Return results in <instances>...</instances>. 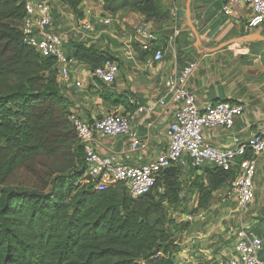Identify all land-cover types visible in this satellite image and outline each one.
I'll list each match as a JSON object with an SVG mask.
<instances>
[{
	"label": "trees",
	"instance_id": "16d2710c",
	"mask_svg": "<svg viewBox=\"0 0 264 264\" xmlns=\"http://www.w3.org/2000/svg\"><path fill=\"white\" fill-rule=\"evenodd\" d=\"M59 1L82 16L84 0ZM103 2L113 14L130 10L157 22L169 16L163 0ZM25 15V1L0 0V264H188L175 261L173 231L188 224L169 216V206L187 199L183 167L163 170L155 189L139 197L121 182L102 191L83 183L85 152L56 59L23 41ZM66 52L92 70L116 61L78 41ZM234 177L208 166L188 191H197L198 208L206 209Z\"/></svg>",
	"mask_w": 264,
	"mask_h": 264
},
{
	"label": "crops",
	"instance_id": "0c3cea01",
	"mask_svg": "<svg viewBox=\"0 0 264 264\" xmlns=\"http://www.w3.org/2000/svg\"><path fill=\"white\" fill-rule=\"evenodd\" d=\"M163 3L169 16L157 22L130 10L113 14L104 9L103 0H84L80 5L82 16L78 17L66 4L54 0V26L65 36L66 51L69 42L78 41L108 50L116 58L119 72L112 85L91 82L92 69L78 61L70 67V80L59 83L70 101L71 112L77 111L89 120L110 112L129 116L139 148L133 149L128 134H97L92 142L100 154L112 155L122 164H151L168 148L167 128L175 106L165 82L177 78L190 64L195 67L185 88L195 94L200 107L219 100L244 106L243 114L235 118L231 128L205 129L212 146L233 147L264 128V21L257 20L244 3L236 7L233 15L225 16L221 12L224 0H192L194 32L188 21V0ZM105 18H111L112 23H104ZM88 22L93 24L90 30L82 27ZM140 24L148 29L145 35L149 49L136 40L135 29ZM229 40L230 45L218 47ZM157 50L163 52L161 60H155ZM77 81L82 86H76ZM163 98L165 104L159 103ZM140 107L145 110L139 111ZM206 167L183 168V181L192 185L197 176H205ZM255 185L256 197L245 210L234 200H222L227 186L216 190L209 206L191 218L201 220L198 229L180 231L182 239L176 241L179 257L175 255V261L229 264L236 256V233L242 227L264 240V153L258 157Z\"/></svg>",
	"mask_w": 264,
	"mask_h": 264
},
{
	"label": "built area",
	"instance_id": "2783aa9c",
	"mask_svg": "<svg viewBox=\"0 0 264 264\" xmlns=\"http://www.w3.org/2000/svg\"><path fill=\"white\" fill-rule=\"evenodd\" d=\"M26 15L20 24L23 41L34 48L42 57H53L58 67V80H70V67L77 60L67 54L64 48V34L54 26V0H24ZM246 4L257 20L264 21V0H224L221 12L225 16L235 13L236 7ZM104 23H112L105 18ZM90 30L93 24H83ZM145 24L135 29V37L144 49L150 45L145 34ZM163 52L157 50L155 60L163 58ZM195 64L188 65L177 78L165 82L171 103L174 104V116L167 128L168 148L151 164L127 165L119 163L112 155L100 154L92 145L97 134L119 136L128 134L132 138L133 149L139 148L137 132L130 126L128 115L110 112L99 118L89 120L77 111L70 114V120L83 144L86 171L82 182L92 184L95 190L102 191L117 183H124L133 197L152 192L160 173L172 166L200 168L219 167L233 171L234 179L222 195L223 201L234 200L242 210L250 207L256 197L255 176L260 154L264 153V128L235 146L219 149L212 146L205 135V129L231 128L235 118L244 112V106L228 100H219L204 107L196 101L193 92L185 88ZM119 72L116 61L108 60L90 72L91 82L112 85ZM76 86H82L81 81ZM159 103L165 104L160 99ZM145 109L140 107L139 111ZM236 256L229 264H264V240L261 236L242 227L236 233L234 243ZM159 252L155 256L159 257Z\"/></svg>",
	"mask_w": 264,
	"mask_h": 264
},
{
	"label": "rangeland",
	"instance_id": "374dc122",
	"mask_svg": "<svg viewBox=\"0 0 264 264\" xmlns=\"http://www.w3.org/2000/svg\"><path fill=\"white\" fill-rule=\"evenodd\" d=\"M94 21H95V19H94ZM181 179H182V175H181ZM188 186L189 185H186V192H188L187 193V199L184 202L181 201L180 203H178L177 207L169 206V216L174 220L175 223H178L180 225L185 224V223L188 224V226L186 228L189 230H192L193 227L194 228L197 227V229H198V227L200 225L199 223H201V220L199 219L198 221H196V219L192 220L191 218L196 217L200 213L199 211H201L202 209L198 208V200H197L199 197L198 192L196 191L198 194L197 196L194 195L193 193H195V192L193 190H191L190 192L188 191V188H189ZM226 202H229V201H226ZM210 221H212V222L215 221L214 217H212L211 215H210ZM182 229L184 230V228H182ZM182 229L178 230V231L173 229L174 235H175L174 237L179 242L182 239L181 232H180V231H182ZM176 256H178V254Z\"/></svg>",
	"mask_w": 264,
	"mask_h": 264
},
{
	"label": "water",
	"instance_id": "95a60500",
	"mask_svg": "<svg viewBox=\"0 0 264 264\" xmlns=\"http://www.w3.org/2000/svg\"><path fill=\"white\" fill-rule=\"evenodd\" d=\"M22 1H24V0H22ZM191 1H192V0H188V12H187V15H188V21H189V23H190V26L193 28L194 32H196V29H195V27L192 25V22H191V8H190V6H191ZM231 43H232V41L229 40V41H226V42L221 43L218 47H219V48H222V47H224V46H228V45H230ZM263 74H264V73H263Z\"/></svg>",
	"mask_w": 264,
	"mask_h": 264
}]
</instances>
